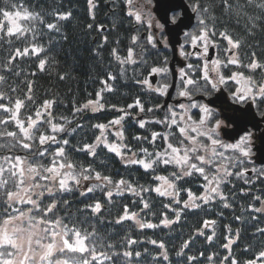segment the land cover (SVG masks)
Returning <instances> with one entry per match:
<instances>
[{
  "label": "snow or ice",
  "instance_id": "snow-or-ice-1",
  "mask_svg": "<svg viewBox=\"0 0 264 264\" xmlns=\"http://www.w3.org/2000/svg\"><path fill=\"white\" fill-rule=\"evenodd\" d=\"M123 2L129 9L126 15L133 18L135 24L140 27L136 28V34L131 35L126 55L123 54L117 39L110 56L112 61L120 66L119 75L122 78L126 77L129 70L126 66H133L134 83L141 91L153 93L155 99L149 98L150 106H146L140 97L135 98L126 107L108 104L102 93L113 92L117 80V75L110 70L101 80L104 87L95 93L94 98L90 96L81 103L76 102L74 98L72 115L81 119L89 111L93 114L109 110L119 113L107 122L93 123L91 128L94 139L75 145L74 152L83 153L88 157L87 163L77 160L69 151L72 148L71 137L78 130H82L83 126L68 116L57 117L55 100L45 99L35 107L34 114L29 113L26 119L20 118L22 108L27 106L26 100L35 104V97L31 95L34 81H27L26 99L17 97L13 102L7 93L0 91V112L8 114L0 115V124L14 122L19 130V135L16 131L7 129L0 133V139L7 136L15 140V144L10 147L0 143V148H8L11 151L19 145L26 153H32L33 143L37 139L39 143V149L34 153L35 160H30L27 154L0 157V264H104L105 260L111 261L108 253L97 251V246L92 240V237L97 235L95 227L92 232L87 229L81 231L75 225L70 227L62 216L52 218L61 203L66 208L70 207L71 201L65 194L77 189L82 197L100 191L109 203L113 202L114 195L127 194L136 198L132 203L141 204L140 211L132 210L125 204L123 212L115 218V224L132 222L140 230H155L161 227L171 229L173 225L184 220L189 212L211 211L210 205L219 204L223 209L232 207L224 190L225 186L232 182V177L242 178L248 185L256 183V180L245 176L249 171L256 179L264 178V168L247 166L252 162L255 141H264V130L257 133L246 126L251 123L252 129L257 127L258 122H252L255 120L254 116L252 120L248 119L252 115V107L256 109L260 121L264 122V80H257L255 75L264 72V61L256 56L255 51L247 63L239 58L241 41L234 39L227 29L217 33L215 23L210 26L207 22L216 20L215 15L210 12L213 7L210 2L202 4L201 0H189L187 8H184L173 5L171 0H143L135 10L133 8L136 0ZM88 4L91 12L95 7V0H88ZM219 4L223 6L225 14L237 18V23L241 16L247 17V23L251 25L247 28L249 35L254 36L253 29L260 28L259 22L264 21V0H219ZM17 7L19 6L12 4V8ZM161 7L164 8L165 19L172 26L181 27L188 10L194 15L198 26L193 31H183V42L178 48L183 60L189 61V58L195 57L196 63L189 61L185 66L178 68L174 74L175 79L169 78L172 74L169 72L166 55L149 64L152 56H159L160 46L163 45V48L167 49L170 42L164 35L166 26L156 22L154 15V8ZM251 7L259 9L261 14L250 15L247 9ZM0 13L8 22L6 30L0 25V40H3L4 35L21 39L25 33H31L33 41H36V21L45 24L49 32L60 31L58 23H45L38 13L28 9L12 11L4 8L0 9ZM70 16V13H55L57 21H68ZM19 20L30 23L22 27L18 23ZM93 27V24L88 25L89 29ZM141 28H146L147 34L144 37L140 35ZM217 35L227 42L228 47L224 48V57L217 55L213 59L209 53L210 47L219 50L215 40ZM64 39L67 40V37ZM104 39L107 44L108 37L105 36ZM8 43H11V40ZM104 46L98 45V48ZM136 47L141 49L138 57ZM189 47L198 48L199 52L188 51ZM234 49L237 51H233ZM45 52L44 46L38 43H33L30 48L25 47L23 51L16 48L14 55H10L6 63L0 65V84L9 79V73L20 75L18 71L13 72L17 57L34 56L38 60L36 67L39 71H47L48 58L41 55ZM205 59L209 63L201 64ZM145 67L148 68L147 73L143 71ZM240 68L247 69L253 75H246L238 70ZM36 74L31 73L33 77ZM149 76L153 78L152 82ZM58 77L63 81L68 78V74L59 73ZM11 91L15 92L16 88L12 87ZM173 91L175 95L172 94ZM215 93H226V100L229 102L219 111L210 107L208 102ZM165 97H170L175 103L168 104ZM136 110L150 116H137ZM227 111L232 115H225ZM160 113H163V116ZM129 118H133V123L148 133L133 134L132 141L135 145L128 142L126 135L125 126ZM237 122L245 124L242 134L234 137L233 142H227L222 138V134L228 126L235 127ZM44 124L49 127L39 131ZM73 124L75 127H70ZM150 124L158 127L148 128ZM51 145L57 147L53 150ZM107 154L118 158L126 168L135 167L142 170L148 178L147 183H141L139 178L133 180L125 176L118 179L114 177L110 171H106L107 161L104 157ZM235 169L238 170L233 171ZM26 174L30 183H26ZM193 180L201 181L199 192L190 187L189 182ZM36 189L40 191L37 192ZM152 193L158 198H163V207L173 214H162L163 218L159 223L145 221L141 216L142 212L148 214L145 210L151 212V200L143 194L151 196ZM241 194L247 195L248 192L242 190ZM105 200L93 196L92 202L86 204L81 211L101 216ZM253 200L259 201L261 206L252 204L250 211L264 213V194L255 195ZM152 215L155 213L152 212ZM251 218L256 220L258 217L253 215ZM216 224L215 219L205 218L202 226L196 228L194 234L180 244L175 253L176 257L186 255V264H197L200 257L187 255L185 250L190 247L195 237H204L209 243L213 242ZM208 229H211V234ZM240 231L241 229H236L237 237ZM254 235L264 239V227H258ZM225 239L227 243L223 247L229 251L219 264H240V261L232 256V245L236 241L228 236ZM148 242L160 250L157 256H153V264H168L170 254L167 245L155 239ZM136 243L135 240H128L129 246ZM108 247L115 249L112 244ZM112 255H122L128 264H138L142 253L125 249L122 253L114 250ZM206 259L209 264H216L213 256L209 255ZM244 264H264V250L259 251L255 259H248Z\"/></svg>",
  "mask_w": 264,
  "mask_h": 264
},
{
  "label": "trees",
  "instance_id": "trees-1",
  "mask_svg": "<svg viewBox=\"0 0 264 264\" xmlns=\"http://www.w3.org/2000/svg\"><path fill=\"white\" fill-rule=\"evenodd\" d=\"M186 1L189 2V0ZM209 2L213 6L210 12L215 15L216 20H208L207 22L210 26L215 23L217 33L227 29L234 39L241 41V47L238 50L239 58L244 63H247L252 52L255 51L256 56L261 61H264V30H262L264 29V21L259 22L260 28L253 29L255 32L254 36L249 35L247 28H250L251 25L247 23V17L241 16L239 23H237V18L234 15L223 12V6L219 4V0H201L202 4ZM12 4H16L19 7L12 8ZM107 4L109 7H107ZM4 8L12 11L28 9L31 12L38 13L45 23H58L60 31L49 32L45 24L36 21L35 26L38 31L36 41H33L31 33H25L24 38L21 39L4 35L3 40H0V65L6 63L10 55H14L16 48L23 51L25 47L30 48L33 43L44 46L46 52L41 55L48 58V63L47 71L41 73L36 67L38 63L36 57H17L13 72L18 71L20 75L7 74L9 79L4 84H0V91L7 93L13 102L17 97L26 99V93H28L27 81H34L31 95L35 97V104L26 100L27 106L22 108L20 118L26 119L29 113L34 114L35 107L42 104L45 99L55 100V115L57 117L68 116L69 119L83 126L82 130H78L71 137L72 148L69 151L77 160L87 163L89 159L83 153L74 152L73 149L78 142H90L94 139L91 125L97 121L107 122L119 115V113L110 110L96 114L89 111L83 115V119L72 115L73 99L75 98L76 102L81 103L90 96L94 98L95 93L104 87L101 80L106 77L109 70L117 75V80L115 81V90L113 92L102 93L104 100L108 104L126 107L135 98L140 97L146 106H150L151 101L149 98L155 99L153 93L147 90L141 91L140 87L134 83L132 79L134 75L133 66H126L129 70L126 77L122 78L119 75L120 66L115 61H112L110 56L111 49L117 39L120 41V48L123 54L126 55L130 37L134 31V22L126 15L123 1L95 0V7L91 12L88 0H8L7 3L5 0H0V9ZM247 11L252 16L261 14L260 10L255 7L248 8ZM57 12L70 13V19L68 21H57L55 18V13ZM2 20L3 16L0 13V23ZM130 21L132 22L130 23ZM29 23V21L22 20L21 26H26ZM89 24H93L94 27L89 29ZM101 26L106 27L105 32H101ZM197 27L196 22L195 28ZM65 36L67 40L64 39ZM105 36L108 37L107 44H105ZM9 40H11V43H8ZM98 45L105 46L98 48ZM140 52L141 50L136 47L137 57ZM163 57L162 52H159V56L151 57L149 64ZM238 70L245 72L246 75H253L247 69L240 68ZM143 71L147 73L148 68H143ZM33 72L37 73L34 77L31 75ZM59 73L68 74V78L61 81L58 77ZM255 75L257 80H264V72H258ZM109 83L112 82L109 81ZM12 87L16 88L15 92L11 91ZM5 103H8V101H5ZM136 114L145 118L150 116L148 113L141 114L138 110H136ZM0 115L7 116L8 114L0 112ZM59 122L64 123L63 120H59ZM48 127L47 124H44L39 131H44ZM70 127H75V124ZM153 127L158 126L148 125V128ZM5 129L16 131L19 135V130L15 127L14 122L7 125L0 124V133L4 132ZM125 130L128 142L133 145H135V142L132 141L133 134L148 135L147 132L139 129L133 123V118L128 119ZM38 135L39 132L36 133L37 137ZM28 142L33 143L32 141ZM0 143L15 144V140L5 136L0 139ZM18 147L13 148V151H21ZM56 147L57 145H51L53 150ZM38 149L39 143L37 139L33 143L32 153H26L30 160H35L34 153ZM104 159L107 161L106 171H110L117 179L125 176L133 180L139 178L141 183H147L148 178L145 177L142 170L135 167H124L121 161L112 154H107ZM47 162L46 160L45 163ZM247 166L252 168L254 164L251 162ZM97 167H99V164H97ZM245 176L248 177L247 174ZM230 179L232 182L227 184L224 190L228 194V200L232 207L223 209L219 204H215L209 206L211 211L189 212L184 220L179 224L173 225L171 229L161 227L155 230H140L132 222H124L121 225H117L115 224V218L123 212L125 204L132 210L140 211L142 205L132 203L133 199L136 198L127 194L123 196L114 195L112 198L113 202L109 203L100 191L82 197L79 189L65 194L67 199L71 201L70 207L66 208L61 203L52 218L55 219L57 216H62L64 217V222L68 223L70 227L75 225L81 231L87 229L92 232L93 227H95L97 235L92 237V240L97 246V251L106 252L111 257V261L105 260L104 264H128V261L122 255H112L114 250L122 253L125 249L142 253L138 264H153L152 258L157 256L160 250L148 242L152 239L163 241L167 245V250L170 254V262L168 264H186V255L181 258H177L175 255L176 251L179 250L180 244L188 239L190 235H193L196 228L202 226L205 218L215 219L217 224L214 226L215 236L213 242L209 243L204 237H195L190 247L185 250V253L199 256L200 261L197 264H209L206 259L209 255L214 257L216 264H219L222 257L227 255L229 251L223 247L227 243L225 237L228 236L236 241L232 245V256L237 258L240 264H244L248 259H255L258 252L264 250V239H261L259 235H254L258 227H264V213H252L250 211V205L252 204L256 207L261 206L259 201L253 200V197L264 194V178L254 179L256 180L254 185L245 184L242 178L232 177ZM200 183L201 181L199 180H193L189 182V185L194 191L199 192ZM242 190L247 191L248 194L242 195ZM143 195L151 200V212L145 210L148 213L147 215L144 212L141 213L145 221L159 223V220L163 218L162 214L173 215L168 209L163 207L165 202L163 198L156 197L155 193H152L151 196L148 194ZM93 196L105 200L104 211L101 216H93L90 213L81 211L86 204L92 202ZM20 206L23 207L22 205ZM152 212L155 215H152ZM218 213H222V215H218ZM253 215L258 218L253 220L251 218ZM237 217L241 219H237ZM238 228L241 231L237 237L236 229ZM207 231L211 234V229ZM130 239L137 241V243L129 246L128 240ZM109 244L114 245L115 249L109 248ZM245 248L249 250L245 251ZM133 259L135 258L133 257Z\"/></svg>",
  "mask_w": 264,
  "mask_h": 264
},
{
  "label": "water",
  "instance_id": "water-1",
  "mask_svg": "<svg viewBox=\"0 0 264 264\" xmlns=\"http://www.w3.org/2000/svg\"><path fill=\"white\" fill-rule=\"evenodd\" d=\"M171 3L177 7H184L187 8L184 0H171ZM164 8L161 7L159 9L155 8L156 15L158 16V20L165 25V32L167 37L169 38V46L171 48L172 52V58L169 63V69L172 74V79H175V63L181 61L178 56H177V46L181 42V36L184 30H189L191 26L194 23V15L188 10L185 18H184V24L181 27H175L172 26L171 24L168 23V21L164 17ZM183 66V63L180 65V67ZM151 80L153 78L151 77ZM173 94V93H172ZM167 102L169 103L171 101L170 97L165 98ZM226 93H215L210 99H209V106L213 108H218L219 110L222 109L223 103H226ZM250 112L252 115L248 117L249 120H252V116L255 117V120H252L253 123H257L256 129H252V124L249 123L246 126L249 128V130H255L257 133H259L260 129H262V126L264 125V122L260 121V118L256 115L254 112L253 108H250ZM227 116H231L232 114H227ZM245 127L244 123L237 122L235 127L233 126H228L223 134L222 138L228 142H233V138L236 137L238 134H242V129ZM264 130V129H263ZM253 161L257 165H264V141L262 140H256L255 141V147L253 148Z\"/></svg>",
  "mask_w": 264,
  "mask_h": 264
},
{
  "label": "flooded vegetation",
  "instance_id": "flooded-vegetation-1",
  "mask_svg": "<svg viewBox=\"0 0 264 264\" xmlns=\"http://www.w3.org/2000/svg\"><path fill=\"white\" fill-rule=\"evenodd\" d=\"M109 1H123V0H109ZM143 2V0H136V4L134 5V8H133V10H135V8L136 7H139L140 6V4ZM186 2V5L188 6V2L187 1H185ZM123 7L125 8V13H127V11L129 10L128 8H127V6L125 5V3L123 2ZM164 10V9H163ZM154 15L156 16V18H157V21L156 22H158V23H160V24H162L159 20H158V16L156 15V12H155V8H154ZM132 20H133V18H132ZM134 21V20H133ZM163 25V24H162ZM138 27H140L139 25H135V30H134V33L133 34H136V28H138ZM195 29V26H193L192 28H190L189 30H186V31H193ZM132 34V35H133ZM146 34H147V32H146V28H141V30H140V35H141V37H144V36H146ZM164 35L165 36H167L166 35V32L164 31ZM215 40L217 41V43H218V45H219V50L217 49V48H212V47H210V56L214 59V58H216L217 57V55H219L220 57H224L225 56V52H224V46H223V39L222 38H220V37H217V38H215ZM182 42H183V36H182ZM181 42V43H182ZM160 48L162 49V54L165 56V55H167L168 56V61L170 60V58H171V50H170V47H168L167 49H164L163 48V45H161L160 46ZM179 48V47H178ZM188 51H191V52H194V53H198L199 52V49L197 48V49H193V48H188ZM178 53H179V51H178ZM181 58V57H180ZM189 61L190 62H192V63H196V58L195 57H191V58H189ZM189 61H185V60H183L182 58H181V61H179V62H176L175 63V65L176 66H174L175 68H176V70L178 69V68H180V65L183 63V66H185L186 65V63L187 62H189ZM204 63H209V61L207 60V59H205V60H203V61H201V64H204ZM214 75V74H213ZM230 75V74H229ZM170 79H171V76L169 77ZM157 79H159V77H157ZM173 95H175V92L173 91ZM227 95V94H226ZM165 99V98H164ZM162 103H163V100L161 101ZM173 103H175V101L174 100H172L171 99V101L168 103V104H173ZM229 102L228 101H226V103H223V106H222V108H224L225 106H226V104H228ZM217 111H219V109L218 108H215ZM161 114V116H163V113H160ZM227 114H232L230 111H227ZM259 116V115H258ZM263 129H264V126L262 127ZM0 155H2V152L0 151Z\"/></svg>",
  "mask_w": 264,
  "mask_h": 264
},
{
  "label": "rangeland",
  "instance_id": "rangeland-1",
  "mask_svg": "<svg viewBox=\"0 0 264 264\" xmlns=\"http://www.w3.org/2000/svg\"><path fill=\"white\" fill-rule=\"evenodd\" d=\"M21 21L22 20H19L18 21V23H20L21 24ZM4 25H5V29H6V27H7V25H8V22H7V20H5V18H4V23H3ZM223 43V46H224V48H226V47H228V45L227 44H225L224 42H222ZM139 48V47H138ZM233 51H236L235 49L233 50ZM149 92V91H148ZM260 130H263V128L262 129H260ZM112 139H115L114 137H112ZM228 142V141H227ZM16 146H19V145H16ZM21 151H19V152H23L24 154H26L25 153V150H23L20 146L18 147ZM254 168H257V169H261V168H264V166H253ZM252 167V168H253ZM250 168V167H249ZM249 178H252V179H256V177H254L252 174L251 175H249L248 176ZM25 179H26V183H30V181H28V179H27V174H26V177H25ZM35 191H40L39 189H36ZM17 207H21L20 205H17Z\"/></svg>",
  "mask_w": 264,
  "mask_h": 264
}]
</instances>
